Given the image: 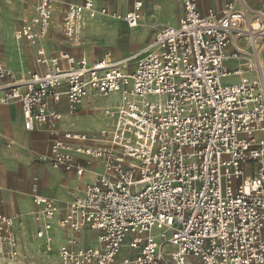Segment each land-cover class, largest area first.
Segmentation results:
<instances>
[{
    "label": "built area",
    "instance_id": "1",
    "mask_svg": "<svg viewBox=\"0 0 264 264\" xmlns=\"http://www.w3.org/2000/svg\"><path fill=\"white\" fill-rule=\"evenodd\" d=\"M32 1L35 14L15 38L36 48L37 69L19 77L0 62V104L20 105L26 131L52 136L37 162L77 176L101 170L62 212L34 179L32 216L46 252L61 264H264V1L252 11L226 0L202 13L198 0H178L179 25L157 30L122 61L110 52L97 60L49 54L45 43L58 22L65 40L80 45L86 16L134 29L143 0L126 14L95 0ZM231 60L240 65L230 69ZM110 94L121 100L103 110L111 130L60 129L64 101L75 116L89 97ZM20 220L0 214V254L11 262L20 257Z\"/></svg>",
    "mask_w": 264,
    "mask_h": 264
},
{
    "label": "crops",
    "instance_id": "2",
    "mask_svg": "<svg viewBox=\"0 0 264 264\" xmlns=\"http://www.w3.org/2000/svg\"><path fill=\"white\" fill-rule=\"evenodd\" d=\"M5 1L6 2H4V5H8V7H6L8 10L7 13L2 10V13H4L5 16L12 15L11 11L17 3L22 4L23 7H27L26 9H24V15L19 19L16 26L13 28L14 36L9 40V47L6 50L4 57H0V62L2 64L16 72L19 77H24L27 76L29 72L37 69V66L35 64L36 48L25 41L16 40L15 32L25 21L34 16L35 4L32 0ZM63 1L80 3L83 0ZM98 1L99 0H95L98 8H106L100 7ZM143 1L144 6L142 9V18L140 22V25L142 26L140 27L139 25L137 28L129 29H131V31H138L140 28H143L146 24H148L150 25V27H154L153 31H151L152 28H149L145 32L141 40L137 41V43H133L134 41L132 42L129 39L126 45V50L118 49L116 50V53H114L112 50H107L104 54L98 55L89 49L93 44H103L109 46L116 45L119 40V31L123 28L122 23L126 24L123 21L99 15L97 17H100L98 23L105 24L111 28V33L104 41L87 39L83 36L82 33V43L78 46H73L69 42H67V40H65L64 36L61 33L60 26L57 22V24L53 26L51 34L45 43L47 52L49 54H56L57 52L66 49L76 56H85L90 60L101 59L108 52H110L113 59L116 61H122L136 55L154 39L157 30L168 26H178L184 14L183 4L178 0ZM263 1L264 0H241L237 4V6L238 8L245 7L253 11L258 10ZM11 2L12 4L14 2V4L11 5ZM133 2L134 0H132L130 9H128V5L126 8L115 12L119 14H126L130 12L133 9ZM225 3L226 0H198L199 9L202 13H206L210 9L219 10L223 8ZM143 10L145 11V15L143 14ZM239 44L241 46L247 45L248 48V43L245 39H240ZM136 47L138 48L135 49ZM129 48L131 50H128ZM232 51L233 47H230L228 52L232 53ZM259 60L261 62L262 73L264 76V46L259 52ZM8 61L9 64L7 63ZM227 65L230 69H235L240 65V61L231 60L227 63ZM248 77L256 79L255 74L252 73L248 74ZM60 110L61 112H63L65 119L66 112L68 113L65 101L60 106ZM75 116L83 117L88 115L86 111L83 112L80 109L78 114H76ZM62 123L59 125L61 130H70L63 128ZM51 143L52 136L50 135L48 130H46V128H38L33 132H28L24 129L20 105L12 104L9 106H5L0 104V214L9 215L11 217H21V225L19 227L20 240L22 227L27 224V217L31 221V223L34 224L36 233L37 229L39 228V225L35 222L32 216V212L35 208L32 201V187L34 184V179L37 178L39 180L40 174L43 173V170L46 171L48 169L51 173H53L56 177L57 182L53 183L52 185V191L55 194L50 191L40 192L44 195L53 197L57 201V205L61 212L68 203L73 201L75 198L81 197L85 194L87 185L94 182V180L96 179V174L100 173L101 171L97 165H94L91 170L93 168H96V171L92 173V180L83 185H79L78 181L80 179H83V177H85L86 174L91 170L87 171L83 176H77L73 172L67 173L62 170H55L47 164H41L37 162V155H46L50 152ZM76 160L78 163H81V158L77 157ZM68 178H70V180H68ZM59 216H61V214H58V218ZM58 218L55 221L53 231L54 243H57V247L63 235L57 224ZM56 230H58L59 234H56ZM40 241L44 246V241Z\"/></svg>",
    "mask_w": 264,
    "mask_h": 264
},
{
    "label": "rangeland",
    "instance_id": "3",
    "mask_svg": "<svg viewBox=\"0 0 264 264\" xmlns=\"http://www.w3.org/2000/svg\"><path fill=\"white\" fill-rule=\"evenodd\" d=\"M5 0H0V57H4L7 48L9 47V40L14 36L13 28L16 26L19 19L24 15V9L22 4L17 3L11 11V16H5V13L8 12V5L5 4ZM16 3V2H15ZM14 4V2H13ZM11 2V5H13ZM98 4L100 7L109 8L112 11H120L121 9L131 8L132 0H99ZM4 5V6H3ZM3 7V8H2ZM3 10V11H2ZM145 15V11L143 10ZM100 18V17H99ZM99 18L92 19L88 16L85 17V27L83 36L87 39H94L97 41H104L109 34L111 33V28L105 24H99ZM7 22V23H6ZM123 24V28L119 31V40L116 45L109 46L103 44H93L91 51L95 52L98 55H102L107 50H112L116 53V50H126L127 42L141 40L145 32L152 28L150 25L146 24L145 27L140 28L138 31H131L129 27ZM154 28V27H153ZM153 28L151 31H153ZM9 29V30H8ZM13 30V31H12ZM12 31V32H10ZM136 47L135 49H137ZM128 50H131L130 48ZM9 64V61L7 62ZM236 82L233 78H227L224 80L226 83ZM150 101H156V97L149 98ZM121 103L119 94H110L108 96H91L84 101L80 106L81 111H86L88 116L78 117L72 116L66 112V117L63 121V128L70 130H80L84 132H98L102 129L111 130L113 125V120L111 117H108L104 114L103 110L107 107H116ZM96 171V168H93L89 173L86 174L83 179L78 181L79 185H83L92 180V173ZM70 180V178H68ZM56 177L48 169L40 174V179L37 181V185L40 191L44 192H53V183H56ZM74 184V183H73ZM53 194H55L53 192ZM34 224L27 217V224L22 227L21 230V240H20V257L17 261L11 262L6 260L0 254V264H61L57 253L51 252L47 253L44 250L43 243L37 239L35 234ZM157 230H154V234H158ZM56 234H59L56 230ZM55 249L57 248V243H54Z\"/></svg>",
    "mask_w": 264,
    "mask_h": 264
},
{
    "label": "bare ground",
    "instance_id": "4",
    "mask_svg": "<svg viewBox=\"0 0 264 264\" xmlns=\"http://www.w3.org/2000/svg\"><path fill=\"white\" fill-rule=\"evenodd\" d=\"M139 26V25H138ZM138 26L134 27V28H137Z\"/></svg>",
    "mask_w": 264,
    "mask_h": 264
}]
</instances>
